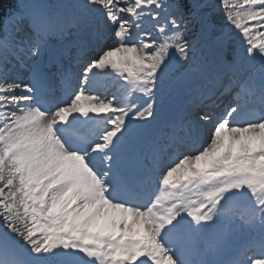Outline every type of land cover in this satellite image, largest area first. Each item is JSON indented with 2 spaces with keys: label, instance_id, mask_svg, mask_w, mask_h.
Returning <instances> with one entry per match:
<instances>
[{
  "label": "snow or ice",
  "instance_id": "6c2138e0",
  "mask_svg": "<svg viewBox=\"0 0 264 264\" xmlns=\"http://www.w3.org/2000/svg\"><path fill=\"white\" fill-rule=\"evenodd\" d=\"M0 264H264V0L0 6Z\"/></svg>",
  "mask_w": 264,
  "mask_h": 264
},
{
  "label": "bare ground",
  "instance_id": "6f19581e",
  "mask_svg": "<svg viewBox=\"0 0 264 264\" xmlns=\"http://www.w3.org/2000/svg\"><path fill=\"white\" fill-rule=\"evenodd\" d=\"M57 2H59L60 4H69V3L72 4L75 2V0H57ZM211 2L215 5L218 3V0H211ZM49 3H50V1H49ZM259 69H260V65L258 63L254 66L247 67L245 72H244V78L246 79L249 75H253V74L258 75ZM102 79L105 82V87H103L102 89H99V90H93V92H94V94H101V95L108 96L110 98L112 95L113 89L115 87L112 86L109 78H104L102 76ZM109 85H111L112 87L108 88ZM105 90L110 91V92H108V95L103 94V91H105ZM185 102H186V97L180 95L179 93L174 95V97L169 101L166 109L163 112H161L160 117H159V124L162 126L166 120L175 116L177 112H173V111H176V110L180 111Z\"/></svg>",
  "mask_w": 264,
  "mask_h": 264
},
{
  "label": "trees",
  "instance_id": "16d2710c",
  "mask_svg": "<svg viewBox=\"0 0 264 264\" xmlns=\"http://www.w3.org/2000/svg\"><path fill=\"white\" fill-rule=\"evenodd\" d=\"M11 4V0H0V6H2L3 8H8Z\"/></svg>",
  "mask_w": 264,
  "mask_h": 264
},
{
  "label": "rangeland",
  "instance_id": "374dc122",
  "mask_svg": "<svg viewBox=\"0 0 264 264\" xmlns=\"http://www.w3.org/2000/svg\"><path fill=\"white\" fill-rule=\"evenodd\" d=\"M55 2H57V0H54ZM70 4V3H69ZM231 55V53H229Z\"/></svg>",
  "mask_w": 264,
  "mask_h": 264
}]
</instances>
